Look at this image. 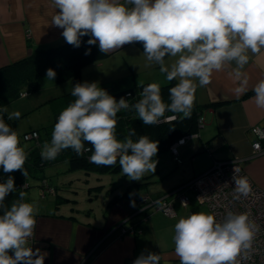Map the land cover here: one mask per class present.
I'll use <instances>...</instances> for the list:
<instances>
[{
	"label": "clouds",
	"instance_id": "clouds-1",
	"mask_svg": "<svg viewBox=\"0 0 264 264\" xmlns=\"http://www.w3.org/2000/svg\"><path fill=\"white\" fill-rule=\"evenodd\" d=\"M55 12L51 26L63 29L65 41L80 47L81 37L89 36L88 45L98 43L99 51L109 54L133 42L143 43V54L149 65L160 66L168 81L178 80L169 89L170 104L161 96L157 83L143 87L142 99L129 105L124 97L118 101L97 82H77L71 95L76 99L57 118L50 143L42 146L41 157L54 160L71 148L78 156L90 151V161L99 166L117 163L125 176L140 181L147 172H155L158 143L141 135L132 140L135 129L123 141L116 137L117 114L130 107L144 125L157 124L166 111L191 114L198 87L211 83L214 72L226 63L235 62L233 75L239 86L237 95L247 91L248 79L242 72L249 62L248 52L264 49V0H51ZM59 10V11H57ZM87 49L85 55L90 54ZM175 57L170 68L165 57ZM47 79L56 72L46 70ZM253 91L255 104L264 109V79ZM26 97L27 93H21ZM0 110V167L4 173L19 170L28 173V158L20 146L19 135L4 120ZM17 119L20 113L9 115ZM264 139V131L253 129ZM85 143L91 148H86ZM258 147V145H256ZM234 168L235 191L247 195L251 191L246 177H238ZM16 191L15 180L8 176L0 183V264H44L40 250L27 246L37 225V209L23 202L25 193L10 207L5 198ZM131 195V194H130ZM201 198H198L200 200ZM186 202H182V206ZM134 206V201H133ZM257 226L246 212L228 211L222 221L211 213L197 212L181 217L174 225V253L179 264H239L242 249H250ZM258 230V229H257ZM11 252V254H10ZM160 255L142 252L132 264H159Z\"/></svg>",
	"mask_w": 264,
	"mask_h": 264
},
{
	"label": "crops",
	"instance_id": "crops-1",
	"mask_svg": "<svg viewBox=\"0 0 264 264\" xmlns=\"http://www.w3.org/2000/svg\"><path fill=\"white\" fill-rule=\"evenodd\" d=\"M120 2L123 3V0ZM54 12L51 0H0V66L19 60L39 47L63 42V29L50 25ZM27 29L31 30L30 37L27 36ZM247 54L249 62L242 69L248 79L246 92L237 95L234 91L239 86V81L232 74L235 62L226 63L222 71L213 73L210 84L196 90L194 105L221 103L203 109L205 124L199 129V135L179 146L185 161L189 158L194 162L193 171H184V166L178 164L184 163V159L180 156L182 161L177 162L167 150L154 158L157 161L155 172L145 173L143 180L130 184L129 178L121 177L119 187H115L108 186L109 175H101L98 176L100 183L88 182L81 186L78 182L73 186L76 187L75 197L65 196V190L54 183L51 175H46L54 188V192H49L54 200L37 201L34 207L38 210L35 237L27 242V246L39 249L45 256L44 264H132L142 252L159 254V264L179 263L174 253V225L181 217L200 212L202 204L193 199V195L187 206L172 198L174 214L169 215L155 206L140 210L141 201L161 196L209 169L214 160L242 158L246 172L264 189V153L253 155L252 151V143L256 139L253 127L264 122V109L256 106L253 91L255 84L264 79V49L257 54L251 51ZM175 59L166 56L165 66L170 68ZM106 71L111 74L107 80L132 78L133 83L129 86L145 82L158 85L171 82L160 71L159 65H149L143 54L142 42L126 44L87 64L82 68L80 82H94L91 79L93 73L103 74ZM203 151L207 152L205 155L210 162L206 169L200 167L196 171V162ZM167 152L170 154H164ZM56 164H59L57 171L69 169L65 160ZM85 171L89 173L91 170ZM155 183L167 187H159L153 193L152 185ZM79 190L82 194H78ZM46 195L42 197L45 199ZM125 219H128L125 226L133 224L135 232L122 234L115 228Z\"/></svg>",
	"mask_w": 264,
	"mask_h": 264
},
{
	"label": "trees",
	"instance_id": "trees-1",
	"mask_svg": "<svg viewBox=\"0 0 264 264\" xmlns=\"http://www.w3.org/2000/svg\"><path fill=\"white\" fill-rule=\"evenodd\" d=\"M89 38V36L81 37V45L78 48L68 44L65 40L61 43L42 46L34 49L29 55L19 60L0 66V110L4 109L11 101L20 97L21 92L39 89L41 86L40 78L46 76V70L49 68L54 69L56 72V77L54 79L56 83H62L70 79H73L76 83L80 82L82 68L89 63L100 60L106 55L99 51L98 43L96 45H88L87 40ZM89 48L91 49L90 54L85 55L86 50ZM176 83V80H172L168 84L159 85L162 99L166 104L171 103L169 89L175 86ZM148 84H151V82L120 87L118 80H113L110 81L108 86L104 87L117 101L121 97L125 99L128 98V104L131 106L142 99L141 93L143 87ZM98 86L103 88L101 85ZM71 92L72 90L58 97H54L51 101L54 102L56 99H59V101L68 106L76 99L71 95ZM127 93L130 94L127 95ZM219 103L221 102L193 105L191 114L188 117H184L183 113L166 111L165 114H176V119L172 121H159L154 125H144L138 118V114L131 107L128 110L122 109L117 114L116 137L118 140L123 141L125 137L129 135L130 130L135 129L136 134L131 137L134 142L137 141L141 135L147 136L152 141L159 142L156 157L159 153L167 150H170L172 153L171 145L178 138L199 131L198 117L203 113V109L208 105L215 106ZM60 112L61 111H57L55 113V121L44 128L43 132L39 130L40 144H35L33 142L28 147H24L28 156L24 164V169L28 173L27 177H24L19 170L12 173H4L2 167H0V183L5 182L8 176H12L15 180L16 191L5 198L4 204L6 206L10 207L13 202L19 199V193L21 191L25 193V191L31 187V178L37 179L40 185L41 181L47 178L44 173L45 167L49 164H55L60 160L67 161L69 169L85 168L99 172H118L121 169L119 157H117V163L113 166H99L90 161L92 152H84L83 155L78 156L71 148L63 150L54 160L42 159V146L45 142L50 143L54 125ZM4 114L5 113L2 112L3 116ZM11 126L14 127V124ZM85 146H90L91 148L90 144L85 143ZM24 183H28V185L23 187L22 185ZM0 214H2V210H0Z\"/></svg>",
	"mask_w": 264,
	"mask_h": 264
},
{
	"label": "built area",
	"instance_id": "built-area-1",
	"mask_svg": "<svg viewBox=\"0 0 264 264\" xmlns=\"http://www.w3.org/2000/svg\"><path fill=\"white\" fill-rule=\"evenodd\" d=\"M27 36H31L30 29H27ZM23 92L28 93L27 91ZM129 94L130 93H127V95ZM126 101L129 103L128 98ZM176 117L177 115L174 113L164 114V117L160 118L159 121H172L175 120ZM204 124L205 118L202 113L198 117L199 128H201ZM255 128H260L264 131V122L262 124L255 125L253 129ZM198 135L199 131L186 134L178 138L171 145V150L176 161H182L179 146L185 144L188 139ZM39 137L40 132L38 129L26 131L22 135H19L20 146L24 149L22 143L30 140L35 144H40ZM256 145H258V147H256ZM85 147L90 148V146ZM252 147L253 155L264 153V139H261L258 135H256V139L253 141ZM86 152L90 153V151ZM242 161V158L214 160L209 169L194 175L161 196L157 198L147 197L142 199V206L140 210L145 209L147 206H155L158 209L164 210L167 214L173 215L174 209L171 199L177 198L181 203L186 202L184 206H187L191 200L190 191L200 204L208 206L210 213L213 214L218 221H222L228 211L236 213L246 212L249 219L257 226L258 230L254 229L255 235L251 248L246 250L242 249L240 256H238L237 259L239 264H264V189L261 188L246 172L242 165ZM234 168L239 169L236 175L238 177H246L250 184L251 191L246 196L235 191V181L233 180V176L235 174ZM27 185L28 183H24L22 186L26 187ZM40 189L41 196H45V194L49 192H54V188L51 186V183L47 178H44L41 181ZM198 198L201 199L198 200ZM23 202H25V200ZM127 221L128 219L122 220V222L117 224L115 227L122 234L136 231L133 224L129 227L125 226ZM34 237L35 231L29 241H33Z\"/></svg>",
	"mask_w": 264,
	"mask_h": 264
},
{
	"label": "rangeland",
	"instance_id": "rangeland-1",
	"mask_svg": "<svg viewBox=\"0 0 264 264\" xmlns=\"http://www.w3.org/2000/svg\"><path fill=\"white\" fill-rule=\"evenodd\" d=\"M93 75L94 76L91 78L93 79L92 81L97 82L98 85H101L103 87V89H105L104 86H108L110 81H113L114 79L113 78L111 80H107L110 79L109 77H111V74L108 71L104 72L103 74L95 72L93 73ZM106 75L107 78H105ZM40 82H41V86L39 89L34 91H29L26 97L20 96L5 106L7 111L4 112L5 113L3 116L4 120L9 125H13V124L16 125V128L15 127L12 128L16 129L18 135H22L24 132L31 131L33 129H38L40 130V132H43L44 128L51 125L55 121V113L57 111H62L67 107V105L65 103L64 105L61 101H59V99H56V101L54 102L51 101V99L54 97H58L64 93L70 92L73 89V86L76 84V82L73 79L62 83H56L52 79H47L46 76L41 77ZM118 82L120 83L119 85L120 87H127L133 83L132 78L128 80H120ZM107 92L109 93V91ZM16 112L20 113L19 119L15 118L14 116L12 119H8L9 115H12ZM32 143L33 141L30 140V141H24L22 144L28 146ZM206 153H207L206 151L200 152V154L202 155L199 158V160L196 162L197 164L196 171H198L200 167L202 169H206V165L210 162L209 160L210 158L207 155H205ZM164 154H170V153L167 152ZM200 154L198 156H200ZM180 156L182 157V159H184V163L182 164L178 163L179 166L180 167L184 166V171L186 170V172L188 173L190 171H193L194 169L192 168V165L194 164V162H192V160H190L189 158L188 160L185 161V156L183 152L181 153ZM58 165L59 164L56 163L47 165L45 167V174L51 175L50 177L53 179L54 183L58 185L60 189L65 190L63 194L67 197H75L77 195V193L75 192L76 187L73 186H75L78 182L80 183V185L86 184L88 182L94 184L100 183V181L98 180V176L102 175V177L103 176L105 177L109 175L108 186L116 185L115 187H119L118 186L119 178L121 177L128 178L123 174L122 170H120L119 172H110V173L105 172L106 174L102 172H97L95 170H91L89 173H86L85 169L83 168L74 169V170L67 169L64 170L63 172H60L57 171ZM143 178L144 175L141 178V180H143ZM146 178H149V176H147ZM128 181L130 184L133 183L132 180L128 179ZM30 182L32 184L31 187L25 191V198L28 203H31L35 207L38 204L37 202L38 200H52V199L54 200V196H52V194L49 193L46 195L45 199L44 197L41 196L40 194L41 189H40L39 181L37 179L31 178ZM62 183L64 184L62 185ZM162 186H165V184L162 185L160 183L157 184L155 183L154 185H152L153 193L156 192V189H158L159 187L162 188ZM189 193L192 195V192L189 191ZM78 194H82L81 190L78 191ZM192 197L193 199H195L194 196ZM154 198L156 197L154 196ZM200 212L210 213L209 208L206 205L200 206Z\"/></svg>",
	"mask_w": 264,
	"mask_h": 264
}]
</instances>
